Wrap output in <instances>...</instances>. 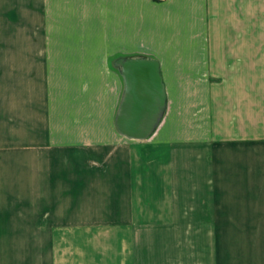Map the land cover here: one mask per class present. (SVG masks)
Masks as SVG:
<instances>
[{
	"label": "crops",
	"instance_id": "0c3cea01",
	"mask_svg": "<svg viewBox=\"0 0 264 264\" xmlns=\"http://www.w3.org/2000/svg\"><path fill=\"white\" fill-rule=\"evenodd\" d=\"M261 35L264 0H0V264H264ZM137 59L166 98L141 140Z\"/></svg>",
	"mask_w": 264,
	"mask_h": 264
},
{
	"label": "water",
	"instance_id": "95a60500",
	"mask_svg": "<svg viewBox=\"0 0 264 264\" xmlns=\"http://www.w3.org/2000/svg\"><path fill=\"white\" fill-rule=\"evenodd\" d=\"M124 91L115 115V127L128 139L147 138L165 108L164 86L157 64L137 59L121 65Z\"/></svg>",
	"mask_w": 264,
	"mask_h": 264
},
{
	"label": "rangeland",
	"instance_id": "374dc122",
	"mask_svg": "<svg viewBox=\"0 0 264 264\" xmlns=\"http://www.w3.org/2000/svg\"><path fill=\"white\" fill-rule=\"evenodd\" d=\"M260 44H261V59H260V62H261V72H260L259 76H260V81L262 83L261 85L264 86V35H261L260 36ZM55 79H56V75L54 73V82H55ZM101 90L103 92V90H105V89H101ZM101 90L99 91L100 93H101ZM53 91H54L53 92V95H54V111H56L59 108V100L61 99V89L54 88ZM97 91H98V89H96V92ZM77 92H78V89H76V88L69 89L70 101H71V99H73L75 102L77 101V98H76V96L78 94ZM81 92H82V89H81ZM261 92H262V96H264V87L261 88ZM56 101L58 103H56ZM71 105L72 104L70 103V106H69L70 109H71ZM260 107H261V113H262V119H263L262 120V123H264V102L261 103ZM116 112H117V110H116ZM116 112H115V115H116ZM114 119H115V117H114ZM7 122H8V124H6L5 120H1L0 121V133L5 134V130L9 128V130L7 132H10V134H11V132H12L11 121H7ZM7 125H10V126H7ZM8 149H9V152H8ZM11 149H12L11 146L0 147V152L1 151H7L4 154H6L8 156V155H11L12 154ZM163 257H165V258L167 257V260H166V263L167 264H172V249H169L167 247L164 248V255H163Z\"/></svg>",
	"mask_w": 264,
	"mask_h": 264
},
{
	"label": "built area",
	"instance_id": "2783aa9c",
	"mask_svg": "<svg viewBox=\"0 0 264 264\" xmlns=\"http://www.w3.org/2000/svg\"><path fill=\"white\" fill-rule=\"evenodd\" d=\"M157 1H163V0H157Z\"/></svg>",
	"mask_w": 264,
	"mask_h": 264
}]
</instances>
